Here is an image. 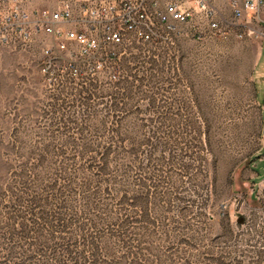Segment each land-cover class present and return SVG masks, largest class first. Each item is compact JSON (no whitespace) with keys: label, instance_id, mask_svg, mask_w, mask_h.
Here are the masks:
<instances>
[{"label":"rangeland","instance_id":"374dc122","mask_svg":"<svg viewBox=\"0 0 264 264\" xmlns=\"http://www.w3.org/2000/svg\"><path fill=\"white\" fill-rule=\"evenodd\" d=\"M262 27L137 43L77 78L1 45L0 264H86L83 237L103 264H264Z\"/></svg>","mask_w":264,"mask_h":264},{"label":"built area","instance_id":"2783aa9c","mask_svg":"<svg viewBox=\"0 0 264 264\" xmlns=\"http://www.w3.org/2000/svg\"><path fill=\"white\" fill-rule=\"evenodd\" d=\"M256 26L264 33V0H0V46L35 50L46 76L61 59L77 78L76 61L94 74L137 43L226 39Z\"/></svg>","mask_w":264,"mask_h":264},{"label":"crops","instance_id":"0c3cea01","mask_svg":"<svg viewBox=\"0 0 264 264\" xmlns=\"http://www.w3.org/2000/svg\"><path fill=\"white\" fill-rule=\"evenodd\" d=\"M224 3V2H223ZM226 10L228 12H230V8H228L226 5ZM263 58V50L259 51L258 57L255 60V65L257 67V64L262 61ZM262 68H264V66H262ZM257 68H255L256 71ZM255 71H253V74L251 75L252 77V84H253V89H254V98H253V108H256L259 110V114L261 117L262 122L264 123V103L261 100V98L259 97L260 91L261 89H259V87L257 86L258 82L255 76ZM263 79H261L264 83V70L262 71V75ZM263 88H264V84H263ZM255 104V105H254ZM263 158H260L258 160H256V165L259 163V161H261ZM260 175L259 171L256 169V176L258 177Z\"/></svg>","mask_w":264,"mask_h":264},{"label":"trees","instance_id":"16d2710c","mask_svg":"<svg viewBox=\"0 0 264 264\" xmlns=\"http://www.w3.org/2000/svg\"><path fill=\"white\" fill-rule=\"evenodd\" d=\"M78 100H79V98H78ZM105 160H106V155L104 153H102L100 155V161H99V169L102 171L105 169V163H106ZM59 214H60V212H59ZM58 217H60V216L58 215ZM75 243H77V241H75ZM83 243L88 246V250H89L88 256L86 258V261H87L86 264H103L104 260L99 258V256H98V251L100 249V246L98 245L96 238H91V239L88 238L87 239V238L83 237ZM78 252L80 253V251H78ZM76 258H77L76 261H78V257H76Z\"/></svg>","mask_w":264,"mask_h":264}]
</instances>
